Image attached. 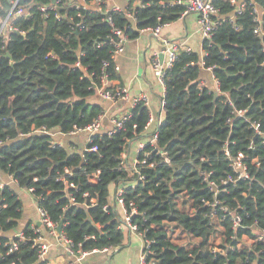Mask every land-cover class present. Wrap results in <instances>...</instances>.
Returning a JSON list of instances; mask_svg holds the SVG:
<instances>
[{
    "label": "trees",
    "instance_id": "16d2710c",
    "mask_svg": "<svg viewBox=\"0 0 264 264\" xmlns=\"http://www.w3.org/2000/svg\"><path fill=\"white\" fill-rule=\"evenodd\" d=\"M172 1L129 0L125 10L133 18L114 11L108 23L93 10L74 7L62 11L60 20L44 19L37 7L51 0H24L30 14L9 18L26 34L10 32L6 40L0 38V175L3 180L14 178L19 188H0V264H45L37 259L30 223L18 228L22 206L17 190L22 189H33L36 206L55 224L62 222L64 235L78 250L119 247L123 235L109 196L121 182L129 185L124 206L128 209L133 202L136 207L131 223L150 242L152 264H264V243L237 247L243 236L253 241L256 233L264 232V16L257 25L251 14V6L264 10V0L248 1L233 21L229 4L212 0L222 19L211 39L202 42L203 56L179 50L166 71L163 121L155 145L147 144L139 153L135 171L120 168L119 155L143 131L145 107H134L123 130L112 136L93 135L87 148L96 145L97 151L84 160L66 147H53L50 136L36 132L66 134L84 129L102 114L96 90L103 77L117 79L108 42L112 28L131 41L143 30L174 22L185 8ZM8 7L7 0H0V20ZM77 23L83 28H73ZM257 27L261 35L253 32ZM209 68L218 93L200 85L203 70ZM233 110H245V117L259 124L260 135ZM143 152L150 157L140 165ZM238 154L250 180L222 185L228 176L235 179ZM95 173L97 182L91 183ZM60 177L74 183L75 190L65 189L56 181ZM218 204L227 212L224 221H219ZM231 214L240 217L237 229L231 228ZM19 230L25 239L9 252L7 238ZM176 231L187 239L173 242ZM217 239L219 246H230L222 255L212 253Z\"/></svg>",
    "mask_w": 264,
    "mask_h": 264
},
{
    "label": "built area",
    "instance_id": "2783aa9c",
    "mask_svg": "<svg viewBox=\"0 0 264 264\" xmlns=\"http://www.w3.org/2000/svg\"><path fill=\"white\" fill-rule=\"evenodd\" d=\"M250 0H225L232 9V15L229 17L230 21L234 20L235 15L242 14L246 10V6ZM9 7L6 13V17L0 20V38L7 39L8 34L10 32L19 34L24 36L26 32L22 31L21 29L13 26L10 22V17H24L30 14V6L27 5L24 0H7ZM175 4H179L184 6L185 10L182 13V16L187 13H194L196 14V22L198 25L199 33L202 37L203 41H209L215 30L216 26L219 24L222 17L218 15V9L212 3V0H173ZM129 5L127 2L123 7L119 4L113 3L112 0H51L50 3L42 4L37 7L40 17L41 18H50L54 17L56 20H60L64 17L62 11L64 12L69 7H74L77 11H86V10H93L96 14L105 16L106 21L109 23L111 22L110 14L114 11H124L125 16L129 19H132L133 16L131 12L126 11L125 9ZM252 7L251 14L253 15V21L259 25L261 22V17L264 16V10L261 12L258 11L256 7ZM75 29L80 30L83 28L81 23H77L74 25ZM162 26H157L155 28L147 29L153 36L157 37L160 34ZM257 35H261V30L257 27L253 31ZM108 42L113 45V52L112 58L115 60L116 56L122 53L126 43L128 42L120 29L112 28L111 36L108 37ZM179 50L191 51L190 48L184 44L181 40H174V41H164V48L160 53H155L151 59V69L153 72L154 77L164 88V75L166 71L172 66L173 62L176 59L177 52ZM203 51V50H202ZM160 55L163 56V59H160ZM204 53L201 55L203 56ZM76 66L79 67V64L76 63ZM115 70L118 71L119 68L117 65L115 66ZM212 73V69H204ZM212 79L214 80L213 74ZM108 82L104 77L101 79V87L96 90V97L100 99L102 103L108 102L114 104L116 102H122L127 105V110L122 113L121 115H112L109 110L104 109L102 114H100L90 125L85 127L84 129H76L74 128L72 131L68 133H60V132H47L46 130H37V133L46 134L50 136L51 142L53 147H63L64 145L61 141H57L54 139L56 135H59L61 138H74L79 134H84L86 136V142L84 147L81 150H76L73 147H69L68 149L80 155L81 159H85V155L88 153H93L97 151V146L93 145L90 148H87V144L91 143L92 136L96 134H105L106 136L110 137L113 134L123 130L126 121L129 119L131 115V110L136 106L145 107L148 110V118L145 123L144 129L141 132L140 136L137 139L131 140L127 143L126 148L123 149V152L119 155V167L126 168L129 171H135L136 166L138 165V155L144 149L147 144L155 145L156 143V131L158 127L161 125L163 120H160L159 117H155L154 114L149 111L150 108V98L147 93L145 92H138V93H130L129 90L122 86L113 87V89H109ZM216 83V82H215ZM206 81L201 80L200 85H206ZM112 88V87H111ZM218 93L217 84H216V91ZM163 94L160 96L158 101L159 107V114H164V101H163ZM228 103L232 105V103L228 100ZM232 114L235 117L241 118L245 123H248L249 126L260 135L259 132V124L255 122L249 121L248 118L245 117V110H233ZM229 122V120H227ZM147 135L146 142L138 143L136 147V155L134 158H131V144L136 140L140 139ZM161 157L164 158L165 163H169V159L164 151H157ZM227 155V151H225ZM150 157V152H143V160L140 162V165H144L147 158ZM242 157L241 154H238L237 159L233 162V168L236 173L235 179L231 178L230 176L227 179L221 182L222 185H226L230 182H237L239 180H250L249 175L247 173L246 167L242 165L240 162V158ZM65 173L69 175V171L65 169ZM98 173L92 174L90 176V182L96 183L98 179ZM139 179L142 180L143 178L139 176ZM56 181H61L64 185L65 189H74L76 188L75 184L72 182H67L63 177L58 178ZM5 186L9 187H16L18 183L14 178L11 176L6 177L5 180L2 179L0 175V188H4ZM129 185H126L124 182H121L114 190V198L113 200L109 201V207L114 209H121V213L117 214L118 217V224L117 230L124 231L129 230L142 238V235L136 231V226L131 223L132 217L137 214L136 207L133 202H130L128 205V209L125 208L123 202V195L124 190ZM134 186L131 184V187ZM211 189H215L213 183H210ZM19 189V188H17ZM31 189L27 190H18L27 194L35 204V210L38 215V221L33 222L29 221L27 224L30 223L31 230L34 235L32 240L33 247L37 251V259L38 261H43L45 264H75L77 261L80 260L81 257L89 254V253H108L110 251H115L116 249L112 247H104L101 249L92 248L91 250L81 251L78 248L74 247L73 242L67 238L63 233V224H61V228L57 230V224L50 220V218L45 215L43 211H41L37 206L32 198ZM83 197H88L87 193L83 194ZM69 202L74 205L75 199L71 197L69 194L67 195ZM90 203L93 204L94 200L91 199ZM206 205H210V203L206 202ZM212 207H215V203H211ZM220 209L222 210V217L219 221H224L227 218V212L225 209L222 208L221 204H218ZM117 213V211H116ZM214 212L210 214V219H214ZM219 221H216L219 223ZM229 221L231 222V228L237 229L240 227V217L236 214H231ZM25 239V235L22 230H19L13 234H11L7 238V247L9 252H13L17 250V241H23ZM231 239H235L231 237ZM142 249L139 252L138 262L137 264H152L150 260H148L149 256V245L150 242L147 240H143L142 238ZM253 242H262L264 243V232L256 233L254 240H249L246 236H243L242 239L238 242V248L249 247L250 244ZM220 241L217 239L214 242V247L212 249V253L214 254H223L226 249L230 248V246L224 247L219 246ZM56 249L62 256L65 257L64 262H55L52 261L50 258V249Z\"/></svg>",
    "mask_w": 264,
    "mask_h": 264
},
{
    "label": "crops",
    "instance_id": "0c3cea01",
    "mask_svg": "<svg viewBox=\"0 0 264 264\" xmlns=\"http://www.w3.org/2000/svg\"><path fill=\"white\" fill-rule=\"evenodd\" d=\"M113 3L124 6L129 0H112ZM139 1H133V5H138ZM181 40L187 45L191 51L197 52L199 55L202 51V37L198 30L196 22V14L187 13L179 17L176 21L162 26L160 34L155 37L148 30H143L134 40L128 41L122 53L116 56L115 63L119 70L117 71V79L108 82L109 87L122 86L129 90L130 93L145 92L150 98V108L155 117L163 120V115L159 114L158 101L164 92L163 86L156 80L151 69V59L153 54L160 53L164 48V41ZM202 80L206 81V86L212 91H216V83L212 79V73L203 70ZM95 101H100L98 97H94ZM103 108L109 110L112 115H121L127 110V105L122 102L114 104L105 102L102 103ZM57 141H61L67 149L73 147L76 150H81L86 142L84 134L74 138H61L59 135L54 137ZM147 135L140 137L131 144V158L136 155V147L140 142H146ZM114 190L110 191V200L114 198ZM22 193V192H21ZM30 202L34 205L33 200L25 193ZM117 214L121 213V209H116ZM35 217L32 215L30 221L37 222L38 215L36 210ZM28 223V222H27ZM123 240L121 245L115 251L108 253H89L80 258L75 264H137L139 252L142 249V238L129 231H122ZM50 258L55 262H64L65 257L62 256L56 249H50Z\"/></svg>",
    "mask_w": 264,
    "mask_h": 264
},
{
    "label": "rangeland",
    "instance_id": "374dc122",
    "mask_svg": "<svg viewBox=\"0 0 264 264\" xmlns=\"http://www.w3.org/2000/svg\"><path fill=\"white\" fill-rule=\"evenodd\" d=\"M82 135V134H79ZM134 148H136V144L134 145ZM18 195L20 198V202H21V206H22V213L20 216V220H19V224H18V228L21 229L23 228L27 222H29L32 218V215L35 214V209H34V205L30 202L29 198L23 194V192L21 193L20 191H18ZM35 217V215H33ZM173 242L175 243H181L184 242L187 237L184 234L179 233V231L174 232L173 235Z\"/></svg>",
    "mask_w": 264,
    "mask_h": 264
},
{
    "label": "water",
    "instance_id": "95a60500",
    "mask_svg": "<svg viewBox=\"0 0 264 264\" xmlns=\"http://www.w3.org/2000/svg\"><path fill=\"white\" fill-rule=\"evenodd\" d=\"M6 56L9 58V55L8 54H6ZM160 59L162 60L163 59V56L162 55H160ZM162 124V123H161ZM61 224H62V222H60L59 224H58V226H57V230H59L60 228H61Z\"/></svg>",
    "mask_w": 264,
    "mask_h": 264
}]
</instances>
